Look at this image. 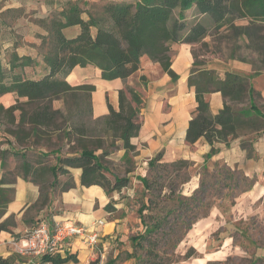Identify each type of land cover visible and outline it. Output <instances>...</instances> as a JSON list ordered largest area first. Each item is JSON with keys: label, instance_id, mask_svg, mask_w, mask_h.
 <instances>
[{"label": "trees", "instance_id": "16d2710c", "mask_svg": "<svg viewBox=\"0 0 264 264\" xmlns=\"http://www.w3.org/2000/svg\"><path fill=\"white\" fill-rule=\"evenodd\" d=\"M192 8L207 23L199 18L187 26L186 13ZM175 10H177L176 14ZM13 12L16 11L7 9L2 12V15L9 16L11 19L19 17ZM237 18L248 19V25L236 26L233 22ZM39 22L46 32L41 36L39 46V53L47 69L46 74L40 78H23L12 71L14 64H11L8 75L0 68V96L12 92L16 100L25 98V106H32L30 111L20 110L17 122L19 134H22L24 125L30 127L29 131L25 128V138H23L25 142L28 140L29 132L36 135L40 130L51 125L60 130L65 124L67 119L63 111L52 107L54 100L67 97H89L90 99V93L94 90L92 85L71 86L65 81V76L75 66L93 65L100 70L102 79L120 78L124 80L139 68L141 58L146 56L152 61L159 62L164 71L176 80L177 76L170 69L171 44L198 43L207 35L209 27L214 30L225 27L235 31L238 36L245 35L253 39L252 36L258 34V31L254 30L255 27H259L257 25L259 22H264V0L110 1L103 5L101 13H89L87 19L82 17V10L77 2L68 1L45 15ZM251 25L254 27L252 28ZM71 26H78L79 32L68 37L64 30ZM15 58L17 59V56ZM193 58L187 83L189 87L194 88L197 106L186 130L185 141L188 144H193L203 137L212 146L215 141L227 142L228 139L236 138L241 131L259 129L263 126H260V116L255 112V106L250 101L253 93L250 76L225 72L221 77L216 70L203 67V62L198 61L194 53ZM239 60L245 62L243 59ZM30 62L31 58L25 56L17 65H28ZM258 73L259 71L255 70L253 75ZM213 92H220L224 98L223 108L215 115L210 112L206 100V95ZM246 101H249L250 106L235 108L236 105H244ZM141 103L140 93L130 86H125L119 90V109L115 110L107 102L108 114L99 118L119 133V139L125 150L133 148L129 140L137 134L140 127ZM0 109H3L2 105ZM16 109L18 105H12L7 110L12 113ZM58 119H60L59 123ZM62 131L64 137L70 138L71 132L69 130L67 132V127H64ZM75 132L82 134V129L75 128ZM17 139L19 141L15 140V142L19 145L23 144L20 137ZM242 145L249 152L251 141L243 140ZM213 152L212 146L209 155ZM104 153L96 154L93 150L83 147L78 152L69 155H57L56 163L49 168V173L53 177L51 186H61L57 176L58 174L67 175L66 167H78L81 168L80 182L82 185H100L107 193L121 191L129 184V178L111 173L100 160V155ZM161 159L162 152H158L148 161V164L151 168L187 164V160L184 159L170 163L162 162ZM26 168L27 165L23 163L24 171L27 170ZM139 180L148 192L152 189L161 190L162 185L154 178L149 180L147 177H139ZM62 185L68 188L72 186V183L68 180ZM12 194L13 189L0 187V219ZM45 196L46 194L41 191L37 204H43ZM178 200L182 204L181 199ZM150 205L156 207L157 202L149 197L147 203L138 208L140 226L144 230L131 238L135 247H142L144 242H150L151 235L162 229L166 222L168 223V217L165 215L152 216L150 224H147L143 211L147 210ZM192 223L184 227L180 238L176 240L177 243L190 229ZM167 225L172 231L177 221ZM14 226L15 221L12 215L0 220V231H8ZM14 238L19 239L18 236ZM147 251L149 264H171L173 262L169 258L163 260L153 248H148ZM191 256V252L184 254L185 258ZM125 257L136 258V255L134 252L126 251ZM12 260V257L0 259V264H8ZM68 260L75 261L76 257L68 255L40 258L41 262L53 264ZM95 261L89 264H95Z\"/></svg>", "mask_w": 264, "mask_h": 264}, {"label": "crops", "instance_id": "0c3cea01", "mask_svg": "<svg viewBox=\"0 0 264 264\" xmlns=\"http://www.w3.org/2000/svg\"><path fill=\"white\" fill-rule=\"evenodd\" d=\"M55 5L53 9L60 7ZM7 9H14L16 12L13 13L19 17L11 19L2 15ZM45 15H40V18ZM26 29L25 2L0 9V68L8 75L11 64H14L12 71L23 78H40L47 71L39 53L41 36L46 32L38 23L33 30ZM64 32L72 37L79 32V28L71 26ZM191 47L188 43H173L170 46V69L177 76L176 80L164 71L159 62L146 56L141 58L139 68L124 80L102 79L100 70L93 65L75 66L65 76V81L71 86L87 84L94 87L90 93L91 115L94 119L108 114L107 102L115 110L119 109V90L125 86L140 93V127L129 140L133 148H122L118 153L122 162L130 167L120 177H128L129 182L134 174L146 172L148 161L158 152H162V162L184 159L194 165H205L209 170L222 165L241 170L246 176H263L264 124L259 129L241 131L236 138L228 139L227 142L215 141L212 145L214 152L210 155L212 146L205 138L200 137L193 144L185 141L189 121L197 106L194 88L187 83L194 61ZM25 56L30 57L31 62L28 65H17ZM203 67L216 70L221 77L225 72L250 76L253 89L250 101L264 123V71L253 75L255 70L249 63L235 59L224 61L212 58L206 60ZM14 98L12 92L5 93L0 96V105H8ZM206 100L213 115L223 108L224 98L220 92L207 94ZM242 106H250L249 101L235 108ZM243 140L251 141L249 152L243 147ZM57 155L60 154L56 152L53 161L47 163V156L40 150L19 145L12 136L0 138V187L13 189L0 220L12 215L15 221V226L10 230L0 231V259L12 257L13 260L8 264H53L41 262L40 258L32 255L18 256L16 246L13 245L36 220L47 217L50 221H70L87 228L96 227L100 235V242L94 251L76 241L66 255L74 256L76 260L58 264H89L96 259L95 264H132L116 259L105 260L108 251H115L114 258L119 253L114 240L123 242L122 250L129 251L126 231L131 211L127 207L126 198L119 196L124 190L107 193L100 185L84 186L80 182L81 168L78 167H66L68 174L57 176L60 185L69 180L71 187L63 190L57 185L52 187L53 177H49L48 173L49 168L56 163ZM103 158L108 159L107 156ZM23 163L27 165L26 171ZM41 191L46 194L45 200L43 204H37ZM109 203L114 209H107ZM98 220L103 223L95 225Z\"/></svg>", "mask_w": 264, "mask_h": 264}, {"label": "rangeland", "instance_id": "374dc122", "mask_svg": "<svg viewBox=\"0 0 264 264\" xmlns=\"http://www.w3.org/2000/svg\"><path fill=\"white\" fill-rule=\"evenodd\" d=\"M68 1L77 2L82 10V17L87 19L89 13H101L107 2L130 0H0V9L25 2V28L31 31L37 23L41 27L40 15L52 12L54 4L57 7ZM186 18L189 26L192 21L201 17L192 8L186 13ZM203 21L207 23L205 19ZM233 23L236 26H246L249 22L246 18H237ZM257 25L259 27L254 30L258 34L252 36L253 39L245 35L238 36L235 31L225 27L219 30L209 27L207 35L200 42L191 44L192 54H196L197 60L203 64L212 58L224 61L243 59L254 70L264 71V22ZM25 100L14 98L12 103L3 105V109H0V138L12 136L19 141L17 138L20 137L24 146L45 154L47 163L53 161L56 152L64 156L84 147L96 154L105 152L100 155V160L117 176L123 175L130 168L118 156L119 150L123 148L119 133L99 118L92 117L89 97L54 100L52 107L61 109L67 121L60 130L51 125L36 135L29 132L26 142L23 140L25 128L29 131L30 127L24 125L22 134L17 130L20 110L30 111L32 108L25 106ZM12 105H18V109L10 113L7 109ZM59 121L60 119L58 123ZM259 123L260 126L264 124L262 120ZM64 127H67V132H71L70 138L64 137ZM75 128H81L82 134L76 133ZM48 175L51 177L50 173ZM139 177H147L149 180L154 178L162 185L161 190L146 191ZM59 187L61 190L66 188L63 185ZM122 190L124 191L119 196L126 198L127 207L131 211L126 231L129 247L127 252H134L136 258H126V251L122 250L124 243L114 240L119 253L114 258L115 251H108L105 260L149 264L147 250L153 248L163 260L172 259L171 264H264V172L261 177L246 176L238 169L221 165L209 170L205 165H194L189 160L183 166L151 168L147 163L146 172L134 174L132 181ZM149 197L155 199L157 205H150L143 211L145 222L150 224L152 216L166 215L168 223L151 235L150 242H144L142 247H135L131 238L144 230L140 226L137 211L147 203ZM178 199H181L182 204ZM109 209L114 207L110 204ZM175 221L176 227L169 230L167 224ZM190 222H193L190 229L177 243L184 227ZM186 252H191L192 256L185 258Z\"/></svg>", "mask_w": 264, "mask_h": 264}, {"label": "built area", "instance_id": "2783aa9c", "mask_svg": "<svg viewBox=\"0 0 264 264\" xmlns=\"http://www.w3.org/2000/svg\"><path fill=\"white\" fill-rule=\"evenodd\" d=\"M102 223V220H98L95 225ZM76 241L94 251L100 242L99 231L96 227L87 228L76 222L50 221L47 217H41L13 245L18 255L65 257Z\"/></svg>", "mask_w": 264, "mask_h": 264}]
</instances>
